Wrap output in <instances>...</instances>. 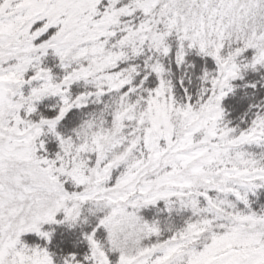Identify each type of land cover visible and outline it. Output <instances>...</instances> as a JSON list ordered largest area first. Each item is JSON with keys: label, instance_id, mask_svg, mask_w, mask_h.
I'll return each instance as SVG.
<instances>
[{"label": "snow or ice", "instance_id": "obj_1", "mask_svg": "<svg viewBox=\"0 0 264 264\" xmlns=\"http://www.w3.org/2000/svg\"><path fill=\"white\" fill-rule=\"evenodd\" d=\"M0 264H264V0H0Z\"/></svg>", "mask_w": 264, "mask_h": 264}]
</instances>
